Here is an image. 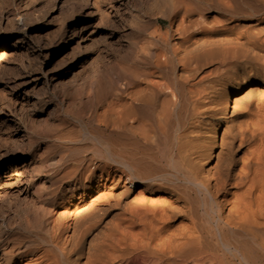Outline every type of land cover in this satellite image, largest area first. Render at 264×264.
Segmentation results:
<instances>
[{
  "label": "bare ground",
  "instance_id": "6f19581e",
  "mask_svg": "<svg viewBox=\"0 0 264 264\" xmlns=\"http://www.w3.org/2000/svg\"><path fill=\"white\" fill-rule=\"evenodd\" d=\"M153 6L164 31L148 21L97 82L57 97L41 166L81 156L82 172L50 219L24 223L41 247L0 264H264V0Z\"/></svg>",
  "mask_w": 264,
  "mask_h": 264
},
{
  "label": "rangeland",
  "instance_id": "374dc122",
  "mask_svg": "<svg viewBox=\"0 0 264 264\" xmlns=\"http://www.w3.org/2000/svg\"><path fill=\"white\" fill-rule=\"evenodd\" d=\"M155 1L0 0V251L41 247L45 233L27 232L24 223L42 207L50 219L64 201L52 204V197L71 184L75 176L69 174L82 172L81 156L55 176L42 168L39 157L50 145L41 129L57 97L97 82L124 45L127 53L140 41L139 27L155 19L165 30L168 22L155 16ZM124 64L141 67L134 54Z\"/></svg>",
  "mask_w": 264,
  "mask_h": 264
}]
</instances>
